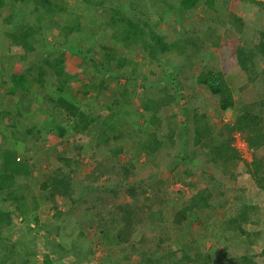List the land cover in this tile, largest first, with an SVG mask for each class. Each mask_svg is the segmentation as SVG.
<instances>
[{
  "label": "trees",
  "instance_id": "trees-1",
  "mask_svg": "<svg viewBox=\"0 0 264 264\" xmlns=\"http://www.w3.org/2000/svg\"><path fill=\"white\" fill-rule=\"evenodd\" d=\"M229 1L231 0H175L178 3L175 10L182 19H188V15L194 12H203L206 15L208 20H204V30L201 32H196L194 27L184 29L181 34L159 32L141 19L127 18L115 10H112L108 19H104V29L109 30L106 34L117 46L122 45V42L128 47L136 46L143 52L144 61L153 64V69L146 75L143 63H135L129 71L132 80L140 79L139 86L144 88L152 82L151 80L159 83V78L163 77L159 95L148 93L145 89L142 93L144 100L139 107L132 100L134 92L130 86L115 84L114 76L117 77L118 72L126 69L127 65L121 57L114 58L115 61L112 62L111 53L105 50L106 56L102 61L104 63L95 59L91 61V57L87 60L91 53H86L79 64H67L65 52L69 41H76L83 32H90V28H85V23L89 22L90 26V23L95 22L86 20V14L78 10L83 3L87 4L84 10H89L90 0H0V65L3 67L0 71V84L7 89L0 92V132L7 130V135L13 140L23 143L24 157L34 154L37 150V136L34 131L37 134L44 133L36 129L38 117L46 119L49 132L58 133L69 143L85 138L93 140L94 143V147L87 145L84 149L75 145L73 150L75 153L79 152L77 157L63 150L62 155L57 157L55 168L42 171L38 191L42 193L43 200L39 204L35 192L24 179L34 170L28 159L22 162H8L0 174V226L3 224L6 232L11 231L16 224L13 220L15 214L21 219L38 224V218L33 211L40 204H48L53 211L52 218L57 221L56 234L59 243L49 246L47 251L42 253L41 264H70L71 260L65 257V250L71 246L73 237L78 234L82 240H88V233L84 236L82 230L74 232L75 234L71 232L74 223L70 218L73 216L74 207L82 200L71 182V174L82 167L79 155L81 158L83 152L85 156L96 155L95 151L91 152L92 147H102L111 152L112 144L121 143L123 140L122 127L129 124L132 126V132L138 136L133 146L138 144L136 147L143 152L144 159L142 162L127 160L118 163L116 167L99 161L93 163L97 172L106 176L108 182L116 177L118 182L128 185L124 192L115 193V181H111V187L96 191V200L100 202L101 207L112 209L106 215L101 211L93 215L97 216L99 221L94 228L96 234L88 235L92 236V244L88 246L97 242L117 246L121 250L119 259L129 261L132 256H137V264H197L196 260L183 250H180L179 257L171 259L163 250V246L174 232L192 230V222L200 218L205 231L209 230V223L211 225L213 220L217 221L219 231L214 244L225 248L223 251L236 250L237 256L233 257L238 264H256L253 259L264 255V229L258 225L262 211L259 203L253 199H264V95L254 103L245 104L235 95L229 83L231 81L222 72L206 69L200 71L195 83L205 87L216 97L219 111L232 110L236 106L241 109L232 122L223 126L224 138L220 139L193 131L192 128L176 130L172 127L176 124V114L172 113L169 119L163 122L159 118L160 107L150 106L151 99L169 104L176 96L180 88L176 80L177 72H174L178 65L175 63L176 56L186 60L192 55L196 62L208 48H224L223 38L216 32V25L211 23L214 14L218 16V11H226ZM239 1L246 11V18L229 12L221 21L229 32L246 34L252 30V24L248 25L245 19H264V2ZM21 6L24 13L20 11ZM168 8L174 9L173 5ZM66 15L71 21L65 23L63 20ZM255 30L256 40L247 43L246 47L240 45L238 40L225 42L226 46L233 47L235 44L236 66L253 84L257 79L256 57L264 56V22H260ZM88 34L91 36L92 33ZM185 62L188 66L193 60ZM138 64L144 72L138 68ZM110 72L114 74L111 76ZM93 76L98 77L97 83L92 81ZM73 90L79 91L80 97L74 94ZM103 90L111 95L105 103L98 101V96ZM86 93L89 95L84 97ZM6 96L13 97L15 104L6 107ZM35 101L38 103V109L24 120L22 114ZM44 101L47 103L44 104ZM98 104L104 108L103 118L96 116L94 112ZM144 118L155 123L156 131L161 130L164 124L167 126L162 129L160 135L163 140L166 139L170 150L171 147L178 149L176 154L169 151L166 158H170V164L174 165L171 172L172 176L178 177L176 181L180 185L179 189L174 186H165L163 189V186H160L162 169L159 175L157 174L158 177L150 175L141 178L136 172L138 168H143L145 173L149 171V174H152L151 169L157 166L155 156L160 153L163 145L156 131H146L140 126L131 125ZM235 133L246 140L251 151L250 161H247L234 145L237 140ZM7 154L9 153L5 151L3 157ZM158 167L159 165L156 168ZM215 174L226 180L217 181ZM245 175L252 183L253 196L248 194L251 186L243 180ZM135 177L139 178V181L133 180ZM195 177L198 178L199 185L195 184ZM145 178L149 180L148 183ZM227 178L233 184L227 182ZM149 187L154 191L152 196L147 197L145 193ZM230 188H233L232 191ZM162 190H170V196L162 197ZM224 191L225 202L229 199L228 209L220 216L215 214L217 218H209L208 215H211L214 209L212 200ZM139 197L147 201L142 213L137 202ZM22 198L27 200L26 203L16 204ZM88 204L91 205L89 202ZM233 233L254 238L262 245L260 252L251 255L247 247L231 239ZM6 242L7 245L5 244L3 252L1 251L0 264H5L12 258L14 246L11 241ZM87 250L90 251L91 248L79 252L82 262L77 264H88L85 255ZM56 253V258L51 260V254ZM201 258L204 264H210L209 259L212 256L203 253ZM23 264L26 263L23 261Z\"/></svg>",
  "mask_w": 264,
  "mask_h": 264
},
{
  "label": "rangeland",
  "instance_id": "rangeland-1",
  "mask_svg": "<svg viewBox=\"0 0 264 264\" xmlns=\"http://www.w3.org/2000/svg\"><path fill=\"white\" fill-rule=\"evenodd\" d=\"M89 1V0H88ZM264 2V0H259ZM167 6H166V4ZM91 4V8L89 10H84L87 4L83 3L78 8L79 11H83L85 15V19L88 21L94 20V24L89 22L85 23V28L89 30L90 32L82 33L76 38V41L70 40L68 43V48L65 52L66 61L68 62V65H77L79 64L81 59L83 58V54L91 53L89 56H87L91 61H97L102 62L104 57L106 56L105 50L107 52L111 53L112 62L115 61V59H123L127 63L126 69H121L117 77L114 76L115 84L120 85H128L132 86L134 85V82H130L128 79V76H125V72L131 71V68L135 65V63H143L146 71L145 73H148L150 69H153L152 65L148 61L144 62L142 58L143 52L139 50L136 46L128 47L125 43L122 42V45L117 46L116 42L108 37L106 33L109 32V30L104 29L106 26L104 19H108L110 17V14L112 10L120 12V14L126 16L127 18H137L141 19L143 22L148 23L150 26L157 29L159 32L164 33H171L175 32L177 34L182 33L184 29H188L194 27L196 32H201L204 30L203 23L204 20H208L206 15L201 12H194L191 15H188V19L183 17L184 19L180 18V16L177 14L175 8L177 7L178 3L175 2V0H90L89 2ZM174 9H167V7H172ZM22 7V6H21ZM20 11L24 13L23 7L20 8ZM233 12L235 14L240 15L243 18H246L245 16V10L243 5L240 3L239 0H231L228 2V6L226 11L224 10L222 12L218 11L217 14H214L213 21L211 24L216 25V32L220 35V38H223L222 40V46H224L223 49H214V48H208L206 52L202 53V55L199 56L200 59L198 61L194 60V58L189 56L186 60L183 57L176 56L175 59L176 68L174 69V72H177L176 74V80L180 84L181 92L178 95H182L180 98H178V102H173V105H169V112L170 115L176 114L175 121H180L182 118L178 116V113L181 115L184 114V117L186 120L190 117H194L195 120H197V123L200 119L196 118H203L207 120L209 123L210 130L208 133L210 134L214 139H220L224 138V131L223 126L226 124H229L232 122L235 118V116L241 112V109L236 106L232 110H227L225 112H221L218 109V103L216 97L212 96L210 93V97L207 99L204 98V96H207L208 93L201 89L196 96L193 99H189L186 97V95L193 89H196L198 85L195 83L196 76L199 74L200 71L203 69L206 70H213V71H220L223 73V75L229 79L231 82H229L231 85V88L234 90V93L236 96H239V99L243 101L245 104L254 103L258 100V98H261V95H264V56L258 55L256 57V71H257V79L255 81V84L253 82L249 81L243 71H241L235 63L236 56L234 54V46L225 45L226 43H231V40L236 41L238 40V43L240 45H243L246 47V44L254 42L256 39L257 32L255 28L257 25L261 22H264V19L258 17V19L251 18L250 20H247V24H252V30L245 34L238 33V32H229L225 29V26L223 22L221 21V18H226L228 15L227 13ZM65 23L67 21H71V18H69L68 15L65 16V19L63 20ZM260 21V22H259ZM258 23V24H256ZM156 26V27H155ZM246 31V29H243ZM88 33H92L91 36ZM175 38L177 36H174ZM89 40V41H87ZM126 47V48H125ZM96 51V52H95ZM95 52V53H94ZM93 53V54H92ZM118 56V57H117ZM121 57V58H120ZM115 58V59H114ZM192 58V59H191ZM95 59V60H94ZM188 66L185 61H192ZM76 63V64H75ZM92 63V62H91ZM90 63V66H91ZM104 63V62H102ZM69 66V68H70ZM100 66V64H99ZM103 67V65H102ZM101 68V67H100ZM105 68V67H103ZM138 68L142 69V67L138 64ZM92 69V68H91ZM143 71V69H142ZM144 72V71H143ZM116 73V72H115ZM89 76V73H87ZM92 79L93 82L97 83L98 77L93 76ZM108 82V81H107ZM161 88V87H159ZM182 88H184V91L182 92ZM105 90V89H104ZM102 91L100 93V96H98V101L105 103L108 101L109 97H111L109 92ZM74 94H76L78 97H80L79 91L73 90ZM195 92V91H194ZM119 93V92H118ZM87 97L89 94H85ZM184 99L186 102H184ZM43 102V100H42ZM47 103L44 101V104ZM168 105L167 103H164ZM172 104V103H169ZM209 104V107L206 105ZM101 104H98L95 106L94 112H96V116H101L103 118L104 115V108L103 106H100ZM183 108V109H182ZM36 109H38V103L37 101L33 102L31 106L28 108L27 111H25L22 114V117L24 120H27V118L31 115L32 112H34ZM213 109L215 112H212ZM182 110V111H181ZM209 112V115H208ZM101 113V114H100ZM41 115V114H40ZM208 115V118H207ZM205 116V117H202ZM184 119V118H183ZM192 119V121L194 120ZM102 120V119H101ZM201 122V121H200ZM141 123V121H139ZM191 121L189 122V124ZM141 125V124H139ZM36 129L41 130L44 133L37 134L34 131V135L37 136L35 139V146L37 147V150L34 154L27 155L25 157L21 156L20 160H29V164L34 167L33 171L29 173V175L24 178L27 184L31 187V189L35 192L36 198L38 199L37 189L38 185L42 179V171H45L46 169H54L57 165V157L62 155V151L66 150L68 153H71V156H78L73 150V147L75 145L80 148H85L87 145L93 146L94 143L91 139H81L76 141H71L70 143L67 142L63 137H61L58 133H52V131L49 132V128H46V119L42 120L40 117H38L36 121ZM176 126V124L174 125ZM172 125V127L174 128ZM126 129L130 128L129 125L125 126ZM123 128V127H122ZM126 129H121V134L124 135V138L122 141L113 143L111 146V152H109V156L112 157L111 160H109L113 166H117L118 163L122 162L124 163L127 160L132 161H139L142 162L144 159L143 152H141L136 145L133 146V142L138 139V136L134 137L133 135L130 137L126 135ZM129 130V129H128ZM184 130V129H183ZM214 131V132H213ZM47 132V133H45ZM225 132V131H224ZM203 134V133H202ZM235 138L238 141H244L242 137L238 133L234 134ZM237 142V141H236ZM235 142V144H236ZM93 144V145H92ZM142 142L140 143V145ZM168 143H166L167 145ZM142 146V145H141ZM238 146L241 148V144L239 143ZM92 147V151L95 150V148ZM128 147V148H127ZM98 148V147H96ZM123 148V150H121ZM127 148V149H126ZM130 148V149H129ZM34 147H32V150ZM121 150V151H119ZM125 150V151H124ZM131 150L132 152H129ZM80 151V150H79ZM104 151V150H103ZM119 151V153H118ZM140 151V152H139ZM171 152V154H176L178 152L177 147H171V150L169 149V144L165 148V151L163 147H161L160 153H158L155 156V164L159 167L158 168H152V174H149V171L145 173L143 168L137 169V174L143 178V177H150V175L154 177H158V173L161 171V183L160 186H163V189L165 186H174L175 189H179L180 185L177 183L178 177L172 176L171 169L174 165L170 164L171 159L166 158L168 152ZM83 150H81V153ZM105 152V151H104ZM243 153L241 155L247 160L250 161L251 159V151L249 149L243 150ZM24 153V151H23ZM107 153V152H105ZM113 153H117L116 155ZM25 155V154H24ZM82 158L79 155V159L82 161V167L79 168V170L73 172L71 174V182L76 188L78 192L79 197H85L90 198L91 205L87 204L85 206H89L88 211L84 213V215L81 216H73L70 218L71 222L74 223L71 228V232L73 234L76 233L78 230H82L84 233V236L86 235L88 240H82L78 234L77 236H74L71 241V246L66 249L67 254L65 255L66 258L71 260L70 264H77L81 261V258L79 259V252H83L88 248H91V250H87V260L86 263L88 264H137L139 261V257L132 256L129 261L121 260L118 258V254L121 252V250L117 246H107L103 242H97L92 246H88L92 244L91 237L88 236L91 234H96L94 231L96 223L99 221V218L94 217L93 215L98 214L100 211L106 215L110 213L111 207H104V209L101 207V204L98 200H96V194L98 190H103L104 188L111 187V181H115V193H121L124 192V189L128 185V183H121L118 182L116 177H113V180L106 179V176H101L97 169L93 166L94 162L101 161L102 156L99 155L94 156H85L84 152L82 153ZM23 159V160H22ZM20 161V162H21ZM103 161V160H102ZM101 161V162H102ZM114 161H116L117 165H114ZM199 166H201L198 163ZM242 166V165H240ZM173 171V170H172ZM135 172V173H136ZM2 174V173H0ZM158 174V175H157ZM220 175H216L215 177L217 181H220L222 177H219ZM133 180L139 181V178L136 179V177ZM226 180L222 179L221 181ZM244 181L248 182L251 186L248 189V194L253 196L254 190L252 189V183L250 182L247 175L244 176ZM144 181V180H143ZM164 181V182H163ZM176 183H175V182ZM231 183L230 179L227 178V182ZM145 182L148 183L149 180L145 178ZM195 184L199 185L198 178L195 177L194 179ZM130 183V182H129ZM84 187V185H86ZM194 184V183H193ZM233 184V182H232ZM91 185V186H90ZM233 188H230V191H232ZM123 190V191H119ZM154 189L152 187H149L148 191L145 193L147 197L152 196ZM162 197L168 198L170 196V190H162ZM232 193V192H231ZM230 193V194H231ZM226 194L225 191L218 194L212 202L211 205H214V209L211 211V215L209 214L208 217L210 218H217V216H220L223 214L226 209H228V202L226 203L225 198L223 195ZM23 199V198H22ZM128 200V198H125ZM256 203H259L261 208V215H259L260 221L258 222L259 228L264 229V199H256L253 198ZM27 200L25 198L20 201V204L23 205L26 203ZM38 201V200H37ZM25 202V203H24ZM120 202V200L118 201ZM137 202L139 204V208L141 213L145 210L144 205L147 204V201L144 200L142 197H139L137 199ZM103 209V210H102ZM32 211V210H30ZM34 214L38 218V224H35L32 221L21 219L20 216L15 220V224L13 226V232L10 234L11 238H8V240L13 239V241L16 242V248L12 250V258L13 262L9 261L5 264H23V261L26 264H41V257L42 253L47 251L46 249L49 246H53L58 242V237L56 234V220L50 216V213L46 212L45 210L42 211V207L39 205V207L33 211ZM48 213V216L47 214ZM215 214L217 216H215ZM202 218V217H201ZM69 220V219H68ZM193 229L192 230H185L183 232L177 233L174 232L172 237L169 239V241H166L165 245L163 246V250H165L166 253H168L171 257V259H175L180 256L181 253L180 250H183L186 254L191 256L196 260L197 264H204L203 258H201V255L209 253L211 254L212 258L209 259L210 264H238L234 259L237 256L236 250H229L226 249V251H223L224 249L219 244L215 243V237L218 235L219 231V224L216 220H213L208 224L209 230L205 231L203 228V225L201 224V219L197 218L194 219L192 222ZM75 232V233H74ZM90 233V234H89ZM231 239L234 240L239 245L245 246L248 248L249 253L251 255H256L260 252L262 245L258 244L257 241L254 240V238L249 237H242L238 233L231 234ZM3 237V235L0 236V238ZM59 243V242H58ZM0 244L1 241H0ZM223 244V243H222ZM45 247V248H44ZM0 249H4L2 246H0ZM218 249V250H217ZM217 250V251H214ZM214 251V252H213ZM56 254H51V260H54L56 258ZM11 258V259H12ZM34 260L33 262H31ZM256 264H264V255L262 256H256L253 259Z\"/></svg>",
  "mask_w": 264,
  "mask_h": 264
},
{
  "label": "crops",
  "instance_id": "crops-1",
  "mask_svg": "<svg viewBox=\"0 0 264 264\" xmlns=\"http://www.w3.org/2000/svg\"><path fill=\"white\" fill-rule=\"evenodd\" d=\"M123 61L125 62V60H123ZM143 61H144V59H143ZM2 69H3V67L0 65V71H2ZM149 73H150V70L148 71V73H144V74L148 75ZM124 75L125 76H128V79H129L130 82L135 81L134 82V85L130 86V88L134 92V98H132V100L135 101V104H137L139 107H141V104H142V102L144 100V98H142V96H143L142 93L144 92L145 89H146V91L148 93H151V94H154V95L156 94L157 96L159 95V91L158 90H160L159 87H161L162 84H163L161 82L163 80V77H160L159 78V83L160 84L157 83V81L155 82V80H151L152 82L149 85H147L146 87L142 88L141 86H139V84L141 82L140 79L137 78L135 80H132L130 78V73L129 72H125ZM0 82H1V75H0ZM201 89H204L208 93L207 96H204L205 99H207L208 97H210L208 90L205 87H203V86H198L196 89L191 90L186 95V97L189 98V99H193L196 96V94ZM6 90H7L6 89V86H4L3 84H0V92H4ZM183 91H184V88H182V92ZM180 92H181V89L179 88L176 96H174V99H172L171 102H170L172 104L166 105V104H164V101H160L159 100V102H156L155 100H152V99H151L152 101L150 100V106H151V108L160 107L161 113H160L159 118L163 122H165V121H167L169 119V116H170V113H168L169 112V105H173V102L179 103L178 102V98H180L182 96V95H178V94H180ZM15 101L16 100L13 97H11V96H6L5 99H4V103H5L6 107H8V106H10L12 104H15ZM184 102H186L185 99H184ZM206 106L209 107V104L206 105ZM151 111H152V109H151ZM212 112H215V110L213 109ZM149 114H150V112H149ZM208 115H209V112H208ZM208 115H207V118H208ZM178 116L181 117L182 119L180 121H178V120L176 121V126H174V129H176V130H178V129H188V128H192L193 131H196V132H199V133H208V131L210 130L209 123L207 122V120H205L203 118L196 117V118L200 119L198 121V123H197V120H195L194 117H190V118H188V120H186L187 118L185 119L184 114L181 115V113L180 114L178 113ZM202 117H205V116H202ZM192 119H194V120L192 121ZM139 121H141V123H139ZM190 121H191V123L189 124ZM139 124H141V125H139ZM131 125L140 126L143 130H146V131H148V130H150V131H156V129H154L155 123L154 122H151L150 120H146L145 118L144 119H139V120L133 122V124H131ZM129 126H130V124H129ZM165 127H167V126H165V124H164V125H162L161 130L156 131L157 132L158 139H160L162 141V144H163L162 147H163L164 151H165V148L168 146V144L166 145V143H167L166 142V139L163 140V137L160 134L162 132V129H164ZM122 129H126V127H123ZM125 133H126V135H125L126 137L128 135H130V137L132 135L135 137V132H132V126H130V128H127ZM122 136L124 138V135H122ZM115 143L116 142H114V144ZM245 144L247 146V143L246 142H245ZM234 145H235V143H234ZM246 148L248 149V146ZM103 150L105 152H107V153H105ZM5 151H7L9 153V154L6 155V157H5L6 159L3 157ZM23 151H24V145H23L22 142L17 141V140H13L10 137V135H7V130L6 131H3V132L1 131L0 132V173H2L4 171V168H5V166L8 165L7 164L8 162H12V163H14L16 161H19L20 162L21 161L20 160V157L21 156L24 157ZM94 151L96 152V155H93L94 157H96L98 155L100 157L102 156V160L103 161L102 160L101 161L103 163H105V165L111 166V167L113 166V164L109 161V160L112 159V157L108 155L109 152L106 151L105 148L100 147V148L95 149ZM129 152H132V151L129 150ZM241 153H242V151H241ZM114 165H117L116 164V161H114ZM86 186H87V184L84 185V187H86ZM37 194H38V199L37 200H38V204H39L43 200V196H42V193H40L38 191V189H37ZM23 199H20L19 201H17L16 204L21 205L20 204V201L23 200ZM81 199L82 200H80V202H78L77 205L74 207L75 209L73 208L74 209L73 210V214L75 216L84 215V213L86 211H88V209H89V206L87 207L85 205H87L88 202L91 203V201H92L90 198H85V197H81ZM83 200H84V202H83ZM40 206L42 207V211H44V210L46 212L49 211L48 213H50V216H52L53 211L51 210V208L49 207L48 204H40ZM48 213H46L47 216H48ZM18 216H19L18 214H15L13 220L15 221L18 218ZM11 231L6 232L5 226H3V224H1V226H0V236L3 235V237L0 238V241L2 243V244H0V246L4 247L5 244L7 245V242L6 241H8V238H11L10 237V234L13 232V231L12 232ZM9 241L12 242V244L11 243L10 244L12 246H14V248H13V250H14L16 248V242L13 241V239H11ZM1 251L3 252V249H0V257H1V254H2ZM12 260H13V258L10 261H12ZM11 264H13V263H11Z\"/></svg>",
  "mask_w": 264,
  "mask_h": 264
},
{
  "label": "built area",
  "instance_id": "built-area-1",
  "mask_svg": "<svg viewBox=\"0 0 264 264\" xmlns=\"http://www.w3.org/2000/svg\"><path fill=\"white\" fill-rule=\"evenodd\" d=\"M237 142H236V144H235V146L239 149V150H241V151H243V150H247V146H246V144L244 143V141L242 142V141H238V140H236ZM241 144V148H240V146H238V144ZM243 153V152H242Z\"/></svg>",
  "mask_w": 264,
  "mask_h": 264
},
{
  "label": "clouds",
  "instance_id": "clouds-1",
  "mask_svg": "<svg viewBox=\"0 0 264 264\" xmlns=\"http://www.w3.org/2000/svg\"><path fill=\"white\" fill-rule=\"evenodd\" d=\"M109 74L112 76L114 74V72H110Z\"/></svg>",
  "mask_w": 264,
  "mask_h": 264
}]
</instances>
